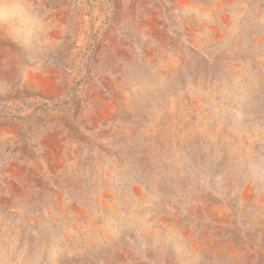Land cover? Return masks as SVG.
<instances>
[{"label":"rangeland","instance_id":"obj_1","mask_svg":"<svg viewBox=\"0 0 264 264\" xmlns=\"http://www.w3.org/2000/svg\"><path fill=\"white\" fill-rule=\"evenodd\" d=\"M0 31V264H264V0H30Z\"/></svg>","mask_w":264,"mask_h":264},{"label":"clouds","instance_id":"obj_2","mask_svg":"<svg viewBox=\"0 0 264 264\" xmlns=\"http://www.w3.org/2000/svg\"><path fill=\"white\" fill-rule=\"evenodd\" d=\"M0 31L26 50L41 44V21L30 0H0Z\"/></svg>","mask_w":264,"mask_h":264}]
</instances>
